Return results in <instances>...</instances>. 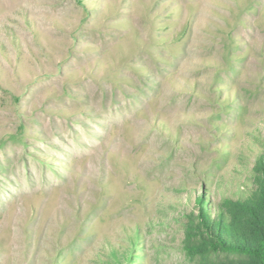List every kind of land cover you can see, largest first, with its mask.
<instances>
[{"label":"rangeland","instance_id":"obj_1","mask_svg":"<svg viewBox=\"0 0 264 264\" xmlns=\"http://www.w3.org/2000/svg\"><path fill=\"white\" fill-rule=\"evenodd\" d=\"M261 159L264 0H0V264L225 261Z\"/></svg>","mask_w":264,"mask_h":264},{"label":"trees","instance_id":"obj_2","mask_svg":"<svg viewBox=\"0 0 264 264\" xmlns=\"http://www.w3.org/2000/svg\"><path fill=\"white\" fill-rule=\"evenodd\" d=\"M255 180L245 201L230 202L227 211L217 212L204 205L192 216L210 249L228 256L225 261L201 264H264V159L257 163Z\"/></svg>","mask_w":264,"mask_h":264}]
</instances>
